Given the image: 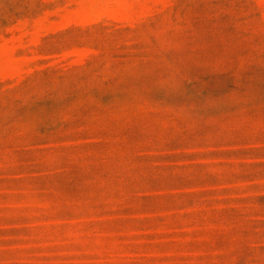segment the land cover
Segmentation results:
<instances>
[{
    "label": "rangeland",
    "instance_id": "rangeland-1",
    "mask_svg": "<svg viewBox=\"0 0 264 264\" xmlns=\"http://www.w3.org/2000/svg\"><path fill=\"white\" fill-rule=\"evenodd\" d=\"M0 264H264V0H0Z\"/></svg>",
    "mask_w": 264,
    "mask_h": 264
}]
</instances>
